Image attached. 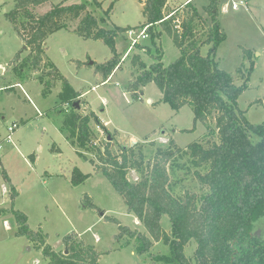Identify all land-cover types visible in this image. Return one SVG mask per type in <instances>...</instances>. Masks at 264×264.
Masks as SVG:
<instances>
[{
	"label": "rangeland",
	"instance_id": "1",
	"mask_svg": "<svg viewBox=\"0 0 264 264\" xmlns=\"http://www.w3.org/2000/svg\"><path fill=\"white\" fill-rule=\"evenodd\" d=\"M100 1L102 9L96 7L94 0H68L66 4L86 3L97 18H104L100 23L102 27H133L120 32L116 38V49L122 62L106 82H102L103 76L97 73L96 66L90 61L102 63L113 53L102 40L78 35L74 31L78 21L71 23L68 29L49 36L47 57L38 69L27 65L23 70H14L11 61L23 50L24 42L6 14L14 8L16 0H0V264H46L47 261L42 251L36 248V242L19 233L12 208L24 212L30 228L47 235V242L56 250L65 249L63 238L66 235L76 234L102 253L100 264H167L162 260L155 261L149 253H136L134 239L117 237L118 223L106 217L116 218L122 225L140 232L146 230L140 220L128 212L125 200L107 177L79 152L99 162V152L94 146L103 148L109 145L113 153L119 154L122 146L138 145L145 160H148L157 147H166L170 139L186 148L207 132V126L195 121L191 105L174 111L169 104L162 102V92L153 82L144 88L139 99L133 98L129 85L140 68L138 63L133 62L134 55L140 54L142 60L150 65L155 61L154 57L148 48L142 47L151 46L156 53L148 32L146 37L140 36L138 43L133 45V40L141 32V24L145 22L144 0ZM184 1L168 0L167 13ZM190 2L210 22L207 7L211 0ZM234 3L239 4V9H233ZM111 5L113 8L107 17L104 10ZM50 9V4L34 7L39 14ZM214 11H217L220 26L226 34V39L217 49L216 60L220 68L236 76L237 84L242 83L237 70L242 64L247 68L254 61L248 88L238 101L249 121L262 123L264 0H218ZM179 13L183 15V12ZM178 18L180 23L183 17L179 15ZM158 43L162 46L165 66L181 55L167 33L162 34ZM209 48V45L202 46V53L206 55ZM247 50L252 56H246ZM28 52L27 48L22 57H26ZM78 61L85 64L78 67ZM51 63L79 93L75 104L78 103L80 108L62 103L60 84L53 87L48 95L44 94L45 86L39 77L43 71L51 70ZM17 82L22 87H18ZM76 112L92 114L100 121L102 129L96 127L99 122L95 118L90 122L94 130L93 147L81 149L73 146L61 130L68 116ZM103 122H108L106 129L102 126ZM13 123H18V127L11 133L12 139L8 140L9 127ZM75 167L90 174L78 186L71 181ZM194 170L195 166L184 153L171 161V183L175 192L200 191ZM128 176L136 180L140 173L133 169ZM102 211L106 212L104 217L100 216ZM170 224L169 216L163 215L162 225L167 232L170 231ZM255 225L254 235L264 237V217ZM195 248L196 243L190 242L185 250L192 264H195ZM168 251L169 247L163 242H154L152 252L155 255H165Z\"/></svg>",
	"mask_w": 264,
	"mask_h": 264
},
{
	"label": "trees",
	"instance_id": "2",
	"mask_svg": "<svg viewBox=\"0 0 264 264\" xmlns=\"http://www.w3.org/2000/svg\"><path fill=\"white\" fill-rule=\"evenodd\" d=\"M54 1L16 0L14 8L6 14L29 49L26 57H22V50L12 59L14 70H23L27 65L38 69L47 57L49 36L78 21L74 28L78 35L102 40L113 53L106 61H94L93 64L97 73L103 76L102 82H106L122 62L116 49V38L120 32L133 27H102L100 23L104 18H97L86 3ZM94 2L97 8L102 9V1ZM142 3L145 22L140 27L141 30L147 28L156 53L151 46L142 47L148 48L154 57L155 61L150 65L142 60L140 54L134 55L133 62L140 68L129 85L131 95L139 99L144 88L153 82L162 92L161 101L174 111L191 105L195 121L203 122L207 132L186 148L170 139L166 147H157L153 156L145 160L138 145L122 146L119 154L113 153L109 145L95 147L94 130L90 126L95 118L92 114L76 112L69 115L61 130L73 146L81 149L94 146L98 150L99 162L83 152L79 154L107 177L125 200L128 212L143 224L146 232L122 225L116 218L106 217L118 223L119 239L126 236L134 239V249L139 255L149 253L155 261L162 260L167 264H192L185 250L190 242H195V264H264V237L253 233L255 223L264 217V121L258 124L249 121L238 101L248 88L254 61L249 67L242 64L237 70L242 78L241 84L236 83L233 73L220 68L216 52L226 34L220 26L217 11H214L218 0H211L207 7L210 22L191 2L168 13V0H144ZM45 4L51 5L49 11L39 14L34 10V7ZM112 8L113 5L104 10L107 17ZM179 15L183 17L180 23ZM163 33H167L181 51V55L168 66L162 61L163 50L158 43ZM204 45L210 46L206 55L201 51ZM245 54L252 56L248 50ZM84 64L83 61L77 62L78 67ZM51 66V70L43 71L39 77L45 86L44 94L48 95L53 87L60 84L62 103L76 108L74 104L79 93L74 91L57 66L53 63ZM95 120L100 123L99 119ZM183 153L195 166L194 177L199 183V192L185 190L177 193L172 186L171 161ZM133 169L140 173L136 180L128 176ZM89 176L75 167L72 184L78 186ZM12 210L19 233L36 242V248L47 260L46 264H100L102 253L78 235H66L63 238L65 249L56 250L47 242V235L30 228L24 212ZM165 214L170 218L169 232L162 225ZM154 242L167 245L168 253L155 255L152 252Z\"/></svg>",
	"mask_w": 264,
	"mask_h": 264
},
{
	"label": "built area",
	"instance_id": "3",
	"mask_svg": "<svg viewBox=\"0 0 264 264\" xmlns=\"http://www.w3.org/2000/svg\"><path fill=\"white\" fill-rule=\"evenodd\" d=\"M233 9H239V4L234 3V4H233ZM146 29H147V28L141 30L140 34H139V35L133 40V45H135V44L138 43V41H139V37H140V36H141V37H146V36H147ZM131 33L134 34V31H131ZM16 85H17L18 87H22V85H21L20 83H17ZM107 124H108V122H103V123H102V126L105 128V127L107 126ZM96 125H97L96 127H97L98 129H102L100 123H99V124L97 123ZM17 127H18V123H13V124L9 127V132H10V134L7 135L8 140H11V139H12V135H11V133H12Z\"/></svg>",
	"mask_w": 264,
	"mask_h": 264
},
{
	"label": "water",
	"instance_id": "4",
	"mask_svg": "<svg viewBox=\"0 0 264 264\" xmlns=\"http://www.w3.org/2000/svg\"><path fill=\"white\" fill-rule=\"evenodd\" d=\"M26 49H27V46H26V45H24V46H23V50H26ZM90 64H91V65H93V64H94V61H93V60H91V61H90ZM149 102H151V100H149ZM75 105H76V107H77V108H80V105H79L78 103H76ZM110 137H111V136H109V139H110ZM135 143H136V141H135V142H133V144H135ZM133 144H132V145H133ZM105 214H106V212H105V211H102V212H100V216H101V217H104V216H105ZM67 252H68V250H66V253H67Z\"/></svg>",
	"mask_w": 264,
	"mask_h": 264
},
{
	"label": "crops",
	"instance_id": "5",
	"mask_svg": "<svg viewBox=\"0 0 264 264\" xmlns=\"http://www.w3.org/2000/svg\"><path fill=\"white\" fill-rule=\"evenodd\" d=\"M188 2H190V0H186V1H184V2H181V4H179V6H184V5H186ZM192 3V2H191ZM2 70V68H0V71ZM17 83H20V82H17ZM16 83V84H17ZM21 84V83H20ZM22 85V84H21ZM83 94H85V93H83ZM105 128H107V126L105 127Z\"/></svg>",
	"mask_w": 264,
	"mask_h": 264
}]
</instances>
